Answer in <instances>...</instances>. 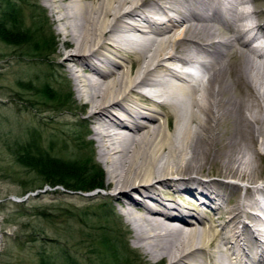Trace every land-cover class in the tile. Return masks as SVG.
<instances>
[{"label": "bare ground", "instance_id": "1", "mask_svg": "<svg viewBox=\"0 0 264 264\" xmlns=\"http://www.w3.org/2000/svg\"><path fill=\"white\" fill-rule=\"evenodd\" d=\"M43 1L144 251L264 264V0Z\"/></svg>", "mask_w": 264, "mask_h": 264}, {"label": "rangeland", "instance_id": "2", "mask_svg": "<svg viewBox=\"0 0 264 264\" xmlns=\"http://www.w3.org/2000/svg\"><path fill=\"white\" fill-rule=\"evenodd\" d=\"M36 1L44 16L24 6V23L31 43H43L42 53L28 55L27 46H6L0 42V264H15L18 260L28 263L35 252L43 248L57 263L64 249L80 264H107L100 257L103 249L99 244L103 238L115 237L129 249L128 262L122 264H155L156 260L134 239L122 202L110 195L113 191L107 187V167L91 133L93 123L85 122L88 113L72 78L60 68L52 67L59 46L57 24L45 2ZM43 54L46 55L42 57ZM21 83L31 86L30 90H25ZM45 86L59 101L43 97ZM32 130L38 131L45 143L57 139L65 145L63 155L66 157L93 154L102 173V186L81 193L48 185L25 191V186L12 176L5 177L3 168L8 166L10 173L18 171L19 175L28 177L12 161L5 143L11 145L15 140H23ZM260 158L259 169L262 170L254 180L264 185V152ZM208 175L220 178L215 173ZM208 210L205 206L202 215L210 216ZM260 214L264 219V212ZM31 229L36 241L24 242L26 234L32 233ZM119 250L126 251L118 247L115 259L121 255Z\"/></svg>", "mask_w": 264, "mask_h": 264}, {"label": "trees", "instance_id": "3", "mask_svg": "<svg viewBox=\"0 0 264 264\" xmlns=\"http://www.w3.org/2000/svg\"><path fill=\"white\" fill-rule=\"evenodd\" d=\"M28 1L31 3H27L26 0H0V42L6 46H27L28 55L35 56L38 54L39 56L42 53L43 43H40V45L37 41L31 43L30 34L24 23V6L28 7L32 13L37 12L40 17L44 16V11L36 0ZM44 55L46 54L41 56L44 57ZM21 85L24 86L25 90L31 88V86H26L24 83H21ZM46 88L45 86L43 97L49 101H59V97ZM5 147L12 155V161L23 169L28 177L19 175L18 171L10 173L9 166L3 168V175L5 177L12 176L15 181L22 183L26 188L25 191L37 190L44 185H48L52 188L62 187L68 192L81 193L102 186V173L93 160V154H82L80 157L76 156V158L66 157L63 155L66 149L65 145L58 143L57 139H50L45 143L42 135L36 130L29 132L23 140H15L11 145L5 143ZM35 241L32 230V233L26 234L24 242L33 243ZM99 245L103 249L100 257L107 264L128 262L129 249L127 250L116 237L111 240L103 238ZM118 247L125 249L126 254L119 250L121 255L115 259ZM47 252L43 248V250L35 252L28 263L18 260L15 264H80L75 257L69 255L64 249L60 251L61 261L58 263ZM94 252H97L96 249Z\"/></svg>", "mask_w": 264, "mask_h": 264}]
</instances>
